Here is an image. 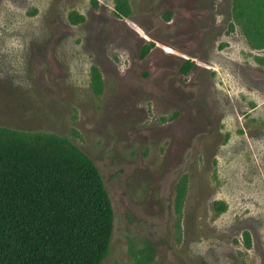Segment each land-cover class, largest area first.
Segmentation results:
<instances>
[{
    "label": "rangeland",
    "instance_id": "1",
    "mask_svg": "<svg viewBox=\"0 0 264 264\" xmlns=\"http://www.w3.org/2000/svg\"><path fill=\"white\" fill-rule=\"evenodd\" d=\"M127 1L0 0V126L95 162L101 264H264V48L235 0Z\"/></svg>",
    "mask_w": 264,
    "mask_h": 264
},
{
    "label": "trees",
    "instance_id": "2",
    "mask_svg": "<svg viewBox=\"0 0 264 264\" xmlns=\"http://www.w3.org/2000/svg\"><path fill=\"white\" fill-rule=\"evenodd\" d=\"M116 9L128 16V1ZM233 13L251 46L264 48V0H235ZM113 230L111 200L88 155L55 134L0 126V264H101Z\"/></svg>",
    "mask_w": 264,
    "mask_h": 264
}]
</instances>
